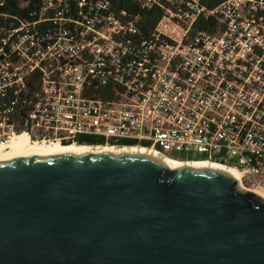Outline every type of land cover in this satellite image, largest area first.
Here are the masks:
<instances>
[{
    "label": "built area",
    "instance_id": "obj_1",
    "mask_svg": "<svg viewBox=\"0 0 264 264\" xmlns=\"http://www.w3.org/2000/svg\"><path fill=\"white\" fill-rule=\"evenodd\" d=\"M133 2L152 25L110 0L17 14L0 0V148L88 136L220 166L264 195V0Z\"/></svg>",
    "mask_w": 264,
    "mask_h": 264
},
{
    "label": "water",
    "instance_id": "obj_2",
    "mask_svg": "<svg viewBox=\"0 0 264 264\" xmlns=\"http://www.w3.org/2000/svg\"><path fill=\"white\" fill-rule=\"evenodd\" d=\"M149 153L0 161V264H264V200Z\"/></svg>",
    "mask_w": 264,
    "mask_h": 264
},
{
    "label": "bare ground",
    "instance_id": "obj_3",
    "mask_svg": "<svg viewBox=\"0 0 264 264\" xmlns=\"http://www.w3.org/2000/svg\"><path fill=\"white\" fill-rule=\"evenodd\" d=\"M86 145H82L80 147H84ZM104 147V146H102ZM106 149V150H105ZM105 149H96L95 147L92 148H78V146H61V144H55L49 143V144H37V143H29L26 139L19 138L15 143L10 144L7 148H0V161H8L10 159L18 158V157H25V156H47V155H60V154H78V153H108V152H121V153H139V154H145L146 151L138 150V148H115V147H108ZM150 155H153L156 159H159L161 162L166 164L169 168H180V167H188V168H194V167H205L210 169H221V171H225L226 173L233 176L236 180V175L234 172H231L229 170L222 169L220 166L214 165V164H205V162H195V163H176L171 162L167 160L165 157H162L160 155H157L155 153L148 152ZM239 190H241L238 187ZM262 200H264L263 194H255Z\"/></svg>",
    "mask_w": 264,
    "mask_h": 264
},
{
    "label": "trees",
    "instance_id": "obj_4",
    "mask_svg": "<svg viewBox=\"0 0 264 264\" xmlns=\"http://www.w3.org/2000/svg\"><path fill=\"white\" fill-rule=\"evenodd\" d=\"M6 6V10L13 14L20 13L21 11L18 8V3L20 1H24L27 3L29 10H32L34 7H37L40 1L42 0H2ZM113 3L117 4L118 9L124 10L126 14L132 16L135 14H139L141 16L142 22L152 25L157 16L153 10H142L139 9L133 2V0H110ZM223 0H198L200 6L206 9H213L218 4H220ZM4 10V9H3ZM5 10V11H6ZM207 23H210L209 21ZM199 29H205L203 25H200ZM78 144H88L91 145H99L101 141L99 139L88 138V136H81L77 139ZM121 145H126L125 142H122Z\"/></svg>",
    "mask_w": 264,
    "mask_h": 264
},
{
    "label": "rangeland",
    "instance_id": "obj_5",
    "mask_svg": "<svg viewBox=\"0 0 264 264\" xmlns=\"http://www.w3.org/2000/svg\"><path fill=\"white\" fill-rule=\"evenodd\" d=\"M85 145L88 146V144H85ZM99 145H100V144H99ZM93 146H95V145H92V146H90V147H93ZM88 147H89V146H88ZM166 156L168 157V158L166 157L167 160H169V161H171V162H172V161H173V162H176V163H178V164H179V163H185V162H188V163H191V164L193 163V162H191V161L184 160L180 155H171V154H167ZM190 157H193V156H190ZM170 158H171L172 160H171ZM181 159H182V160H181Z\"/></svg>",
    "mask_w": 264,
    "mask_h": 264
},
{
    "label": "flooded vegetation",
    "instance_id": "obj_6",
    "mask_svg": "<svg viewBox=\"0 0 264 264\" xmlns=\"http://www.w3.org/2000/svg\"><path fill=\"white\" fill-rule=\"evenodd\" d=\"M61 146H64V147H67L69 145H62ZM82 146V145H81ZM78 148H91V147H88V146H84V147H80V145L78 146ZM96 149L98 148L99 150L100 149H105V148H108V147H95ZM115 148H118V147H115ZM128 149V148H127ZM106 150V149H105Z\"/></svg>",
    "mask_w": 264,
    "mask_h": 264
}]
</instances>
